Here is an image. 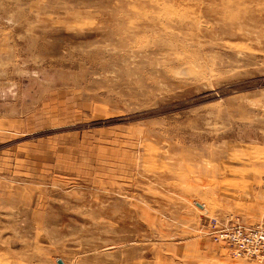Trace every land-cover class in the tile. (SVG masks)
I'll use <instances>...</instances> for the list:
<instances>
[{
  "label": "rangeland",
  "instance_id": "obj_1",
  "mask_svg": "<svg viewBox=\"0 0 264 264\" xmlns=\"http://www.w3.org/2000/svg\"><path fill=\"white\" fill-rule=\"evenodd\" d=\"M264 216V0H0V264H255L200 235Z\"/></svg>",
  "mask_w": 264,
  "mask_h": 264
},
{
  "label": "built area",
  "instance_id": "obj_2",
  "mask_svg": "<svg viewBox=\"0 0 264 264\" xmlns=\"http://www.w3.org/2000/svg\"><path fill=\"white\" fill-rule=\"evenodd\" d=\"M202 227L208 240L223 247L231 258L264 264V216L250 225L235 218L211 219Z\"/></svg>",
  "mask_w": 264,
  "mask_h": 264
},
{
  "label": "crops",
  "instance_id": "obj_3",
  "mask_svg": "<svg viewBox=\"0 0 264 264\" xmlns=\"http://www.w3.org/2000/svg\"><path fill=\"white\" fill-rule=\"evenodd\" d=\"M242 222V221H241ZM244 224H246V223H244ZM251 224V223H250ZM250 224H248V225H250ZM201 234L200 235H202L203 237H205L207 240H208V238L204 235V231H201L200 232ZM209 241V240H208ZM210 242V241H209ZM211 243V242H210Z\"/></svg>",
  "mask_w": 264,
  "mask_h": 264
},
{
  "label": "water",
  "instance_id": "obj_4",
  "mask_svg": "<svg viewBox=\"0 0 264 264\" xmlns=\"http://www.w3.org/2000/svg\"><path fill=\"white\" fill-rule=\"evenodd\" d=\"M56 264H61V262L60 261H57V263Z\"/></svg>",
  "mask_w": 264,
  "mask_h": 264
}]
</instances>
